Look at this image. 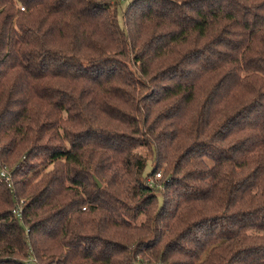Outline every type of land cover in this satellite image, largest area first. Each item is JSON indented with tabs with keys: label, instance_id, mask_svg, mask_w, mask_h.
Returning <instances> with one entry per match:
<instances>
[{
	"label": "trees",
	"instance_id": "trees-1",
	"mask_svg": "<svg viewBox=\"0 0 264 264\" xmlns=\"http://www.w3.org/2000/svg\"><path fill=\"white\" fill-rule=\"evenodd\" d=\"M3 167L0 264H264V0H0Z\"/></svg>",
	"mask_w": 264,
	"mask_h": 264
},
{
	"label": "built area",
	"instance_id": "built-area-1",
	"mask_svg": "<svg viewBox=\"0 0 264 264\" xmlns=\"http://www.w3.org/2000/svg\"><path fill=\"white\" fill-rule=\"evenodd\" d=\"M21 11H24L23 8L20 9ZM157 178H159V174L156 175ZM0 178L8 185L10 186V176L9 172L5 167L0 169Z\"/></svg>",
	"mask_w": 264,
	"mask_h": 264
},
{
	"label": "rangeland",
	"instance_id": "rangeland-1",
	"mask_svg": "<svg viewBox=\"0 0 264 264\" xmlns=\"http://www.w3.org/2000/svg\"><path fill=\"white\" fill-rule=\"evenodd\" d=\"M158 173H161V171H159ZM156 175H157V174H156ZM156 175H155V177H154V179H153V180L157 179Z\"/></svg>",
	"mask_w": 264,
	"mask_h": 264
}]
</instances>
